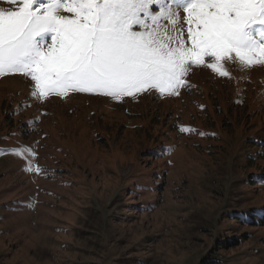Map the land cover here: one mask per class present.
<instances>
[{
	"label": "rangeland",
	"instance_id": "1",
	"mask_svg": "<svg viewBox=\"0 0 264 264\" xmlns=\"http://www.w3.org/2000/svg\"><path fill=\"white\" fill-rule=\"evenodd\" d=\"M227 68L122 103L39 102L30 79L0 78V264H264V224L247 222L264 154L246 162L264 148V66ZM20 145L48 172L24 171Z\"/></svg>",
	"mask_w": 264,
	"mask_h": 264
},
{
	"label": "snow or ice",
	"instance_id": "2",
	"mask_svg": "<svg viewBox=\"0 0 264 264\" xmlns=\"http://www.w3.org/2000/svg\"><path fill=\"white\" fill-rule=\"evenodd\" d=\"M0 4L8 5L0 6V78L30 79V96L39 102L69 93L101 95L118 103L153 92L175 97L181 89L191 91L187 77L194 66L224 78H231L229 63L241 70L264 66V0ZM180 131L192 129L181 126ZM10 151L25 159L24 171L48 172L35 163L33 147Z\"/></svg>",
	"mask_w": 264,
	"mask_h": 264
},
{
	"label": "trees",
	"instance_id": "3",
	"mask_svg": "<svg viewBox=\"0 0 264 264\" xmlns=\"http://www.w3.org/2000/svg\"><path fill=\"white\" fill-rule=\"evenodd\" d=\"M247 143L255 144L257 142L254 141V140H248ZM258 145L260 147L261 146L264 147V143H258ZM247 147H249V146H247ZM257 149L258 150L256 152V156H254L253 158L252 157H246V162H247L248 166L249 165L252 166L254 164V161H256L255 159L256 158H259L261 155L264 154V148L263 149H260L258 147ZM156 156L159 157L160 154L159 155H155V157ZM258 172H260V171H258ZM257 175H260L261 179L259 181H257L256 183L259 182L260 184H262L261 186H258V188L259 187H263V185H264V172L257 173ZM251 181H253V179ZM248 216H249V220L247 222L249 223V225L255 226V225H262V224H264V206L261 207L260 209H257L256 211H250V212H248ZM236 243H237V240L225 238L224 239V242H223V244H224L223 245V248L224 247H231L232 245H234ZM218 248H219V246H218Z\"/></svg>",
	"mask_w": 264,
	"mask_h": 264
}]
</instances>
